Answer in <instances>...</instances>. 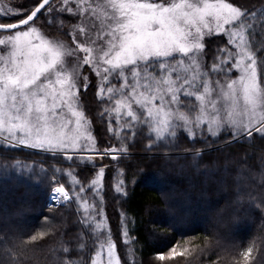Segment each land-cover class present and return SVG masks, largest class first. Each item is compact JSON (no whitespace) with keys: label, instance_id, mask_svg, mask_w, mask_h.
Segmentation results:
<instances>
[{"label":"snow or ice","instance_id":"obj_1","mask_svg":"<svg viewBox=\"0 0 264 264\" xmlns=\"http://www.w3.org/2000/svg\"><path fill=\"white\" fill-rule=\"evenodd\" d=\"M261 33L264 6L247 0H0V264H31L38 248L45 264H136L132 221L114 238L94 202L112 162L121 209L130 186L158 179L165 208L156 223L179 229L188 217H211L199 252L235 250V230L264 221V172L257 181L243 147L264 143ZM149 155L167 171L137 180ZM72 166L94 173L88 188ZM34 180H47L50 210L75 204L79 213V231L47 250L49 231L24 239L15 224L23 207L8 203ZM191 254L172 246L157 259ZM239 257L235 264H264V223Z\"/></svg>","mask_w":264,"mask_h":264},{"label":"trees","instance_id":"obj_2","mask_svg":"<svg viewBox=\"0 0 264 264\" xmlns=\"http://www.w3.org/2000/svg\"><path fill=\"white\" fill-rule=\"evenodd\" d=\"M263 34L261 33L255 37L258 43L264 42V39H261ZM97 123L100 132L98 139L101 137L106 139V123ZM102 146L106 147L107 144ZM243 147L246 149L247 154L252 156L250 162L256 166V178L259 181L260 173L264 172V165L261 163V156L264 155V143L257 140L255 146L245 144ZM31 159L39 161L44 158L31 157ZM107 160L108 158H105L103 163H108ZM51 163H55V161L49 160L45 164V167ZM174 163L179 165L186 162L180 160L174 161ZM57 166L67 168L69 165L63 163ZM72 167L77 178L88 188L91 179L94 178V173H89L87 170L82 171L81 169L75 168V166ZM106 169L107 172L103 179V188L100 191L103 202L100 203V196H95L94 202L99 203L101 209L103 208L105 210L108 227L112 228L114 238L118 227L122 232L124 224L132 221L131 224H128L130 234L134 239L136 237L139 238L138 244L131 245L132 248L138 249L135 254L136 264H235V261L240 259L239 253L259 234L261 223H264L260 218H255L245 226L237 228L232 239V243L238 246L235 250L214 248L201 253L199 249L205 248L209 233L213 231L215 221L211 217L208 219L202 216L188 217L179 229H170L167 225L156 223L155 221L158 219L157 214L165 208L159 193L155 190L160 186L158 179L140 183L139 186L134 188L130 186L127 204L121 209V202L125 198H115L116 166L113 165L112 168ZM96 170L98 171V168ZM166 171L162 167L160 160H153L152 156L149 155L143 160L136 179L142 180L144 172H152L157 177H160ZM37 172H39L38 165ZM40 176L43 177L44 173L41 172ZM58 178L61 179L66 187H74L72 177L66 174L62 176L58 174ZM38 179L36 178V180ZM36 180H34L32 188H20L15 196L10 197L8 203L23 207V214L15 218V224L24 234V239L28 235L35 234L39 231H49V236L45 238L46 243L43 245L44 249L47 250L58 245V241L62 238V233L72 230V233L75 234V232L79 231V213L75 211V204H65L62 207L56 206L50 210L48 207L49 184L47 180L43 183H37ZM131 183L132 181L129 180L130 185ZM25 192H27L26 197L23 195ZM21 198L25 201L23 205H20ZM87 198L90 201L93 200L92 190L87 192ZM122 211L126 215L127 220H122L120 215ZM46 216L49 218L48 221L44 219ZM220 227L223 228L224 226L221 225ZM152 229H155L154 234L151 231ZM120 244H123L122 237ZM172 246H177L178 251L187 248L192 254L159 261L157 254L160 252L167 254ZM126 247L129 246H124L122 250H125ZM254 256L259 260V256L256 253H254ZM31 264H45L43 256L40 255L39 248L37 249V256L33 258Z\"/></svg>","mask_w":264,"mask_h":264},{"label":"rangeland","instance_id":"obj_3","mask_svg":"<svg viewBox=\"0 0 264 264\" xmlns=\"http://www.w3.org/2000/svg\"><path fill=\"white\" fill-rule=\"evenodd\" d=\"M247 3L250 5V6H254V8L255 9H259L261 6H264V0H247ZM259 28H257V32H259L260 31V29L258 30ZM264 39V34H263V37H261V39ZM94 134H95V132H94ZM107 162H108V160H107ZM106 164H108V163H106ZM113 165H115V162H112V165L109 167V168H112L113 167ZM116 166V165H115ZM99 167V166H98ZM97 167V168H98ZM108 168V169H109ZM106 172H107V169H106ZM104 179V178H103ZM62 182V181H61ZM100 196V198L102 197V195L100 194V195H98L97 197H99ZM100 198H99V200H100ZM57 206H59V205H57ZM102 210H103V213H104V215H106V213H105V210L102 208ZM104 224H105V227H108V220L106 219L105 221H104ZM127 248V247H126ZM126 248H125V250H126ZM129 260H131V257H127Z\"/></svg>","mask_w":264,"mask_h":264}]
</instances>
